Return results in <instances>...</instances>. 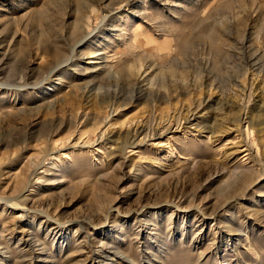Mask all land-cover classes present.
Returning a JSON list of instances; mask_svg holds the SVG:
<instances>
[{
    "label": "rangeland",
    "instance_id": "374dc122",
    "mask_svg": "<svg viewBox=\"0 0 264 264\" xmlns=\"http://www.w3.org/2000/svg\"><path fill=\"white\" fill-rule=\"evenodd\" d=\"M0 264H264V0H0Z\"/></svg>",
    "mask_w": 264,
    "mask_h": 264
},
{
    "label": "bare ground",
    "instance_id": "6f19581e",
    "mask_svg": "<svg viewBox=\"0 0 264 264\" xmlns=\"http://www.w3.org/2000/svg\"><path fill=\"white\" fill-rule=\"evenodd\" d=\"M245 182V181H244Z\"/></svg>",
    "mask_w": 264,
    "mask_h": 264
}]
</instances>
